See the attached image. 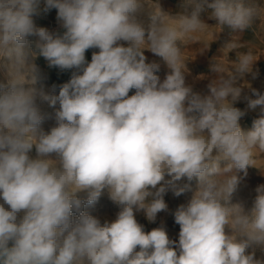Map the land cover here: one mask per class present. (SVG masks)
Here are the masks:
<instances>
[{"label":"clouds","instance_id":"obj_1","mask_svg":"<svg viewBox=\"0 0 264 264\" xmlns=\"http://www.w3.org/2000/svg\"><path fill=\"white\" fill-rule=\"evenodd\" d=\"M53 8L62 33L36 26ZM260 16L246 0H186L175 14L159 0H0V264H264V185L250 209L232 202L238 173L264 154V95L244 79L264 53L236 35ZM226 29L222 51L235 59L213 58L201 95L186 83L183 48L203 53ZM145 51L170 70L163 80ZM41 56L73 70L47 93L36 86ZM242 98L260 113L248 130ZM38 99L59 104L47 131ZM193 179L173 213L178 240L163 225L145 231L135 213L154 222L164 195L181 196ZM105 192L120 211L102 223L84 209Z\"/></svg>","mask_w":264,"mask_h":264},{"label":"rangeland","instance_id":"obj_2","mask_svg":"<svg viewBox=\"0 0 264 264\" xmlns=\"http://www.w3.org/2000/svg\"><path fill=\"white\" fill-rule=\"evenodd\" d=\"M211 2V0H209ZM160 6L164 11L171 12L175 14L177 12H182L185 10L186 0H159ZM246 3L256 5L261 9V16L255 22L253 29L246 30L243 33H238L241 43H251L254 45L253 51L256 54L264 53V0H246ZM43 2L41 3V7ZM42 9V8H41ZM191 10V7H188ZM211 9L205 8L201 13V18L206 23L212 25L215 24L214 20L208 18ZM38 20H37V19ZM37 27H44L50 29V32L62 33L63 29L60 22L57 20V10L51 9L47 13L41 12L39 16L34 17ZM147 18H145V25L147 26ZM45 24V26H43ZM49 24V27L46 26ZM202 40L207 42L211 39L210 30H207L200 34ZM233 34L229 30L219 34V38L213 42L208 50L203 53H199L197 50L201 47L199 43H193L184 46L183 50L186 58H191L187 61L188 72L185 74L186 83L191 85L194 91L200 93L201 95L208 94L209 83L216 78V74L210 70V65L213 58H221L225 65L230 64L231 59H235V51L230 53H223L222 49L224 45L232 39ZM93 51H98V49H89L86 52V60L91 61ZM145 56L147 57V62H157L160 64V71L157 75L163 80L166 74L170 71L161 57L156 56L150 51H145ZM224 55V56H223ZM35 63L38 67V81L37 87H43L44 91L50 92L52 85H62L66 83L72 74L73 70L62 71L56 67H49L47 61L41 56L37 57ZM254 71H258L255 79L249 74L244 79L247 80L251 89H255L261 95H264V55H261L254 64ZM203 77V78H200ZM2 78V77H0ZM238 83L242 84L243 81ZM251 89H244V94H247L252 99L257 98ZM59 87L56 88L54 94L58 95ZM135 90H131L129 95H133ZM37 103L41 109V112L45 115V121L42 127L45 131L49 130L54 124V113L55 110L59 108V104L55 107L50 106L46 101L37 100ZM235 107L240 108L245 111L246 114L240 119L239 123L243 130H248L252 126L254 119L259 116V108L256 110L248 109L247 101L243 98L235 104ZM31 155L35 156V149H33ZM255 167H249L247 170V175L244 173H238L241 177L240 184L237 191L233 194L232 202H243L245 207L250 209L252 207L253 200L255 198V189L259 185H264V154H257L255 158ZM187 182V181H185ZM190 183L191 190L186 191L179 197H175L171 191H168L164 195V200L168 205L167 211H162L157 214L156 220L154 222H149L146 219L145 213L141 210L135 213L138 223L144 226L145 231H151L153 228L163 225L169 237L173 240H178L179 225L174 221L173 213L180 204L187 203L191 198L193 191L196 189L197 181L193 179ZM89 214L99 218L103 223L105 220H114L116 214L120 211L118 205L114 204L105 194L92 206H86L84 209ZM139 250V249H137ZM256 257L258 259L264 260V251L257 249Z\"/></svg>","mask_w":264,"mask_h":264},{"label":"crops","instance_id":"obj_3","mask_svg":"<svg viewBox=\"0 0 264 264\" xmlns=\"http://www.w3.org/2000/svg\"><path fill=\"white\" fill-rule=\"evenodd\" d=\"M41 8H43V6H42ZM36 19H37V18H36ZM37 20H38V19H37ZM43 26H45V24H44ZM46 26H48V27H49V24H48V25H46ZM48 30H50V29H48Z\"/></svg>","mask_w":264,"mask_h":264}]
</instances>
